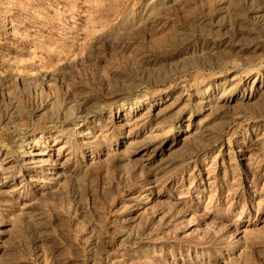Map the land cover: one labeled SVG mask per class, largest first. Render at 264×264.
<instances>
[{"label":"rangeland","instance_id":"1","mask_svg":"<svg viewBox=\"0 0 264 264\" xmlns=\"http://www.w3.org/2000/svg\"><path fill=\"white\" fill-rule=\"evenodd\" d=\"M0 264H264V0H0Z\"/></svg>","mask_w":264,"mask_h":264},{"label":"bare ground","instance_id":"2","mask_svg":"<svg viewBox=\"0 0 264 264\" xmlns=\"http://www.w3.org/2000/svg\"><path fill=\"white\" fill-rule=\"evenodd\" d=\"M39 161V160H38Z\"/></svg>","mask_w":264,"mask_h":264}]
</instances>
